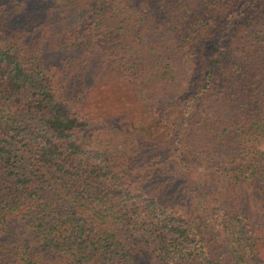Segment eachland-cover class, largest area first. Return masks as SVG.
<instances>
[{
	"label": "trees",
	"instance_id": "1",
	"mask_svg": "<svg viewBox=\"0 0 264 264\" xmlns=\"http://www.w3.org/2000/svg\"><path fill=\"white\" fill-rule=\"evenodd\" d=\"M0 258L264 264V0H0Z\"/></svg>",
	"mask_w": 264,
	"mask_h": 264
},
{
	"label": "rangeland",
	"instance_id": "2",
	"mask_svg": "<svg viewBox=\"0 0 264 264\" xmlns=\"http://www.w3.org/2000/svg\"><path fill=\"white\" fill-rule=\"evenodd\" d=\"M123 93L125 92L123 91ZM123 97L124 95L122 94V92H117L116 96L113 98L112 101L110 100L109 103H105L108 106L114 105L113 107H110L112 110L107 112L108 118L113 119L116 122H120V124L129 123L130 121H133L136 118H140L142 120H150V117H152V115L147 110H145V108H142L137 104H132L131 106L128 102H126L125 105H122V103L125 101ZM154 105L157 106L158 104L155 103ZM183 200L187 201L188 195H185ZM0 264L15 263L11 260L0 258Z\"/></svg>",
	"mask_w": 264,
	"mask_h": 264
}]
</instances>
